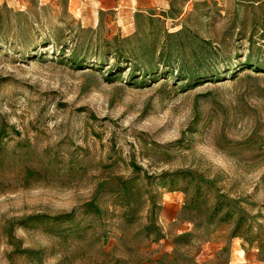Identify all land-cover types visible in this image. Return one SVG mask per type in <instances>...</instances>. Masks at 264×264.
I'll use <instances>...</instances> for the list:
<instances>
[{
    "label": "rangeland",
    "instance_id": "374dc122",
    "mask_svg": "<svg viewBox=\"0 0 264 264\" xmlns=\"http://www.w3.org/2000/svg\"><path fill=\"white\" fill-rule=\"evenodd\" d=\"M0 264H264V0H0Z\"/></svg>",
    "mask_w": 264,
    "mask_h": 264
}]
</instances>
